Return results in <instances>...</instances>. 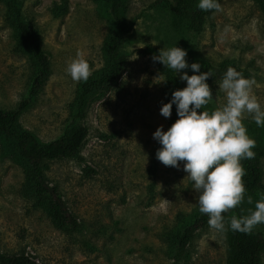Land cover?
Returning <instances> with one entry per match:
<instances>
[{
    "label": "rangeland",
    "instance_id": "obj_1",
    "mask_svg": "<svg viewBox=\"0 0 264 264\" xmlns=\"http://www.w3.org/2000/svg\"><path fill=\"white\" fill-rule=\"evenodd\" d=\"M54 1L60 0H25L24 6L26 18L38 27L52 69L21 121L44 140L63 131L82 82L71 79L67 65L79 52L91 75L103 64L114 28L102 0H68L69 10L62 16L53 14ZM128 2L134 28L124 44L127 71L119 87L89 106L82 158L46 162L50 181L60 187L79 221L77 229L62 231L43 209L33 207L21 192L22 167L0 152V250L25 252L39 264H226L227 222L224 231L209 226L200 230L182 253L172 247L168 231L177 214L199 205L183 162L177 168L156 158L161 145L153 133L161 125L167 130L171 116L160 113L164 76L152 55L140 49L177 44L187 51L189 64L199 59L234 61L251 72L252 94L264 106V11L254 0H221L204 30L194 33L181 27L164 0ZM32 69L0 1V107L13 108L26 95ZM185 71L193 74L190 68ZM219 81L207 80L213 93L204 106L209 111L226 102ZM248 121L253 120L245 114L244 124ZM248 208L254 207L245 212ZM254 229L264 233V224Z\"/></svg>",
    "mask_w": 264,
    "mask_h": 264
},
{
    "label": "trees",
    "instance_id": "obj_2",
    "mask_svg": "<svg viewBox=\"0 0 264 264\" xmlns=\"http://www.w3.org/2000/svg\"><path fill=\"white\" fill-rule=\"evenodd\" d=\"M4 7V17L13 28L18 45L28 51L32 61V77L26 95L13 108L0 107V152L22 167L24 180L21 192L33 207L41 208L48 215L55 227L72 232L77 229L79 221L71 211L60 187L50 181L46 166L53 159H81L82 148L88 138L89 128L84 120L92 102L106 96L119 87L127 71L128 53L124 51L127 35L133 30L134 23L129 20V0H102L114 28L108 35L104 61L86 81H82L75 98L70 105V113L63 131L54 139L44 140L35 131L22 124V116L37 102L46 80L50 75L52 64L35 23L29 21L25 14V0H0ZM264 11V0H254ZM221 0H219V3ZM172 11L174 19L188 32L201 33L210 16L215 11H203L198 8V0H164ZM51 10L55 16L65 15L69 10V1H54ZM161 48L148 44L140 49L142 53L153 55ZM156 69L164 76L163 100L167 103L171 94L183 88L179 74L152 59ZM200 71H210L208 81L221 80L229 67L251 78L249 70L238 63L225 60L213 63L208 59H199ZM178 119L176 106L173 105L168 127ZM248 134L255 140V157L242 160L245 169L243 182L246 187V199L241 205L223 213L225 222L231 216H239L241 209L254 207L258 192L264 191V126L258 127L254 121L246 122ZM251 196L253 203L247 202ZM208 225V215L196 210L177 214L173 226L168 231L172 247L177 253L187 249L196 234ZM228 254L226 264H264V233L252 229L249 233L234 231L228 227ZM0 264H39L25 252L9 254L0 250Z\"/></svg>",
    "mask_w": 264,
    "mask_h": 264
},
{
    "label": "clouds",
    "instance_id": "obj_3",
    "mask_svg": "<svg viewBox=\"0 0 264 264\" xmlns=\"http://www.w3.org/2000/svg\"><path fill=\"white\" fill-rule=\"evenodd\" d=\"M197 6L203 11L220 9L219 0H198ZM186 56L187 51L177 44L152 55L154 61L174 70L186 81V86L174 90L171 99L160 108L161 115L168 118L175 105L178 119L167 130L161 125L154 131L153 138L161 145L155 155L165 166L179 168L183 162L186 177L197 193L199 211L208 215L210 228L224 231L223 213L246 199L245 169L241 162L255 157V140L248 134L244 115H250L258 127L264 126V106L252 94L254 81L229 67L217 83L226 95V102L211 111L205 109L213 98L207 83L211 72L200 71L199 62L189 64ZM187 68L193 74L181 72ZM66 71L73 81H86L90 76L89 63L79 52ZM257 195L254 208H248L246 214L231 216L228 227L249 233L256 225L264 224V191ZM247 202L253 203L251 196H247Z\"/></svg>",
    "mask_w": 264,
    "mask_h": 264
}]
</instances>
